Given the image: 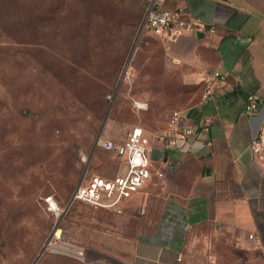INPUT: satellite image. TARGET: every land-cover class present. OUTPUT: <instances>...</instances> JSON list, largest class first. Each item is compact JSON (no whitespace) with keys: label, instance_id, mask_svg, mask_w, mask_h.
<instances>
[{"label":"rangeland","instance_id":"obj_1","mask_svg":"<svg viewBox=\"0 0 264 264\" xmlns=\"http://www.w3.org/2000/svg\"><path fill=\"white\" fill-rule=\"evenodd\" d=\"M143 14L144 0H0V198L14 207L0 264H33L61 219V239L36 264L51 251L124 252L112 233H141L131 222L145 215L150 183L119 215L82 202L64 210L84 172L121 169L113 152L92 154L108 112L102 136L121 142L140 125L155 144L171 114L197 102L200 85L185 84L167 45L140 31ZM182 239L180 264H263L211 226H193Z\"/></svg>","mask_w":264,"mask_h":264},{"label":"crops","instance_id":"obj_2","mask_svg":"<svg viewBox=\"0 0 264 264\" xmlns=\"http://www.w3.org/2000/svg\"><path fill=\"white\" fill-rule=\"evenodd\" d=\"M171 5L219 28L214 36L179 33L166 43L182 81L200 85L197 102L184 111L197 133L174 148L156 141L153 165L165 176L153 177L145 215L131 222L142 226L141 233L130 237L115 230L116 243L129 250L87 251L84 263L180 264L185 230L207 225L264 264V165L250 150L259 118L245 113L247 96L257 94L264 127V0H172ZM214 70L228 74L226 86L203 100L205 75Z\"/></svg>","mask_w":264,"mask_h":264},{"label":"built area","instance_id":"obj_3","mask_svg":"<svg viewBox=\"0 0 264 264\" xmlns=\"http://www.w3.org/2000/svg\"><path fill=\"white\" fill-rule=\"evenodd\" d=\"M146 11L141 22L140 31L147 32L164 42L165 44L179 33L203 34L214 36L218 33V26L207 22L202 17L190 16L182 7H168L167 3L172 0H145ZM228 74L220 70L208 72L204 78L203 100L214 97L218 89L226 86ZM245 113L254 119L259 118L257 128L250 142V150L255 161L264 165V127L260 120V97L249 94L246 98ZM197 133V125L191 124L183 110H175L170 117L167 128L162 131L157 141L162 142L166 148H174L188 141ZM97 148L115 152L122 160L120 171L113 177L99 174H85L83 180L77 185L73 194L74 202H82L101 208H112L117 212L123 211L125 203L141 192L156 175L164 178L163 170L153 166L151 154L154 144L150 141L144 128L140 125L134 126L127 139L116 144L111 138L101 136ZM83 161L90 158L82 153ZM123 167V169H122ZM46 201L49 208L62 213L59 206L54 204L52 196ZM145 206L142 208L145 211ZM61 236H54L49 245ZM254 238V235H250ZM77 256L84 259V249L78 250Z\"/></svg>","mask_w":264,"mask_h":264},{"label":"trees","instance_id":"obj_4","mask_svg":"<svg viewBox=\"0 0 264 264\" xmlns=\"http://www.w3.org/2000/svg\"><path fill=\"white\" fill-rule=\"evenodd\" d=\"M167 5H168V7H173L172 5H171V1H169L168 3H167ZM145 11H146V1L144 0V14H145ZM143 14V15H144ZM144 17V16H143ZM203 92H204V88H203ZM202 96H203V93H202ZM145 130V129H144ZM145 132H146V130H145ZM130 133V132H129ZM129 135V134H128ZM104 137V136H103ZM128 137V136H127ZM127 137H126V139H127ZM112 139V138H111ZM125 139V140H126ZM113 140V139H112ZM124 140V141H125ZM116 144H121V143H123L124 141H121V142H116L115 140H113ZM102 149V148H101ZM109 152H112V151H109ZM118 158H119V156L115 153V152H113ZM121 159V158H120ZM88 174V173H87ZM143 191V190H142ZM141 191V192H142ZM141 192H139L138 194H136L134 197H132L130 200H128L126 203H125V205L123 206V210L125 209V207L128 205V203L129 202H131L134 198H136ZM1 198H0V238H1V236L2 235H8V233H10V230H11V227H10V224L8 223V221L10 220V217H11V211L12 210H14V207H12L11 205H10V203L9 202H7V201H5L4 199H3V201H5V202H7V204H8V206L5 204V203H3V202H1ZM45 203H47V202H45ZM86 204V203H85ZM87 205H89V206H91V207H93V208H100L101 210H103L102 212H104V213H113L114 215H119V212H117L116 210H114V209H112V208H101V207H97V206H93V205H90V204H87ZM29 209V207H21L20 208V213H22L23 214V212H24V210L25 209ZM123 212V211H122ZM121 212V213H122ZM138 212H140V211H138ZM117 218V217H116ZM98 218H95V220H97ZM94 220V221H95ZM106 222H109V223H111L110 221H106ZM85 225V224H84ZM4 227V228H3ZM11 234V233H10ZM12 235H14V234H12ZM46 252V251H45ZM44 252V253H45ZM43 253V254H44ZM42 254V255H43ZM42 257V256H41ZM40 257V258H41ZM46 257H49V259L48 260H45V259H43V260H40V262H39V264H58L57 263V261H58V259L59 260H62V259H66L67 261H69L68 263L69 264H85L84 263V260H82V258H79L77 255L76 256H74V255H69V254H65V253H58V252H54V251H51V252H49L48 254H46ZM51 260V261H50Z\"/></svg>","mask_w":264,"mask_h":264},{"label":"water","instance_id":"obj_5","mask_svg":"<svg viewBox=\"0 0 264 264\" xmlns=\"http://www.w3.org/2000/svg\"><path fill=\"white\" fill-rule=\"evenodd\" d=\"M109 111H110V109H109ZM108 114H109V112L107 113V115H106V117H105V119H104V122H103L102 128H101V130H100V132H99V134H98L97 140H96V142H95V144H94L92 154H93V152L97 149L98 140H99L100 137L102 136V131H103V128H104L105 122H106V120H107ZM92 154H91V155H92ZM85 174H86V173L84 172V174H83V176L81 177V179H80V181H79L78 184L81 183V181L83 180ZM72 203H74V199H73V197H72V199H71L69 205L67 206V208L64 210V213H66V212L68 211V209L70 208V206L72 205ZM61 220H62V219H61ZM61 220L58 221L57 224L55 225V227H54V229H53V231H52V233H51V236L49 237V239L47 240V242H46L45 245L43 246L42 250L40 251L39 255L37 256V258L35 259V261L33 262V264H36L37 261H38V260L40 259V257L42 256V254L48 249V247H49V243H50L51 239H52L54 236H56L57 231L60 229V223H61Z\"/></svg>","mask_w":264,"mask_h":264},{"label":"bare ground","instance_id":"obj_6","mask_svg":"<svg viewBox=\"0 0 264 264\" xmlns=\"http://www.w3.org/2000/svg\"><path fill=\"white\" fill-rule=\"evenodd\" d=\"M54 204H56L57 205V203L54 201ZM58 206V205H57Z\"/></svg>","mask_w":264,"mask_h":264}]
</instances>
